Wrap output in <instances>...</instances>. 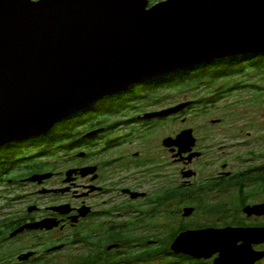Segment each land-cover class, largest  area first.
I'll use <instances>...</instances> for the list:
<instances>
[{
  "label": "water",
  "instance_id": "1",
  "mask_svg": "<svg viewBox=\"0 0 264 264\" xmlns=\"http://www.w3.org/2000/svg\"><path fill=\"white\" fill-rule=\"evenodd\" d=\"M261 54L264 0H0V148L47 134L143 81ZM175 142L183 154L197 140L186 130ZM244 211L262 217L264 204ZM259 244L264 229L229 228L182 234L172 251L196 259L220 254L215 264H256L264 258L253 250Z\"/></svg>",
  "mask_w": 264,
  "mask_h": 264
},
{
  "label": "flooded vegetation",
  "instance_id": "2",
  "mask_svg": "<svg viewBox=\"0 0 264 264\" xmlns=\"http://www.w3.org/2000/svg\"><path fill=\"white\" fill-rule=\"evenodd\" d=\"M156 103L120 108L124 115L107 123L83 121L76 149L47 158L55 160L51 169L0 179V264H215L220 254L196 259L174 253L172 245L187 232L264 229V216L244 211L263 205L264 197L249 195L235 208L223 200L231 190L241 199L242 186H251L247 172L233 173L221 161L217 172L201 177L207 154L196 133L192 152L177 146L183 131H195L180 130L179 121L197 109L144 119L180 105L159 110ZM162 128L167 135L149 151L121 154L160 141ZM113 153L118 156L109 158ZM193 153L200 155L191 159ZM44 175L51 177L29 181ZM253 250L264 253V244Z\"/></svg>",
  "mask_w": 264,
  "mask_h": 264
},
{
  "label": "trees",
  "instance_id": "3",
  "mask_svg": "<svg viewBox=\"0 0 264 264\" xmlns=\"http://www.w3.org/2000/svg\"><path fill=\"white\" fill-rule=\"evenodd\" d=\"M166 0H151V4H157ZM264 54L261 55H240L220 60L209 61L199 66L177 71L155 79L143 81L131 89L122 93L102 99L93 106L79 112L67 120L58 123L52 131L39 137H32L22 142L10 144L7 149L0 150V179L23 178L31 172L49 170L55 165L54 156L70 152L75 147V139L78 137V127L85 121L89 123H107L114 116L124 115L120 108L134 107L135 105L151 103V100L158 101L160 105L165 101L168 93H195L200 87L209 89V92L197 100L191 102L184 111L197 109V115L209 116L210 110L215 108L225 99L232 100L231 106L259 107L264 106ZM222 83L219 89L216 85ZM248 93L247 98L241 95ZM211 95V96H208ZM127 101V102H126ZM137 102V103H136ZM117 108V109H116ZM183 111V112H184ZM233 111L232 118L238 116ZM182 113V112H181ZM245 114L241 117L245 119ZM88 117L84 120V117ZM221 119L220 122H224ZM234 131V130H232ZM258 138H256L257 140ZM264 139V138H263ZM33 151V152H32ZM260 157L261 154H251ZM42 158H46L43 161ZM52 161V162H50ZM18 164V167L16 166ZM19 172V174L17 173ZM26 172V173H25ZM245 182L250 183V192L245 193V186L240 191L241 199L245 203L249 195L264 197V166L247 171ZM244 185V184H243ZM247 190V189H246ZM249 192V193H250ZM166 244V250L168 249ZM166 264H172L165 260Z\"/></svg>",
  "mask_w": 264,
  "mask_h": 264
},
{
  "label": "rangeland",
  "instance_id": "4",
  "mask_svg": "<svg viewBox=\"0 0 264 264\" xmlns=\"http://www.w3.org/2000/svg\"><path fill=\"white\" fill-rule=\"evenodd\" d=\"M262 83H264V81ZM222 86L223 84L220 83L216 85V88L219 89ZM208 92L209 89L203 86L197 89L195 93H168L164 96L166 97L165 101H162L157 109H165L173 105L194 101ZM240 97L247 98L248 93ZM232 100H234V98H231V100L225 99L218 104V106L212 108L209 116H199L195 111L190 115L187 114L184 116L186 118L184 122V117L179 121V123H181L180 130L185 127L195 130L194 132L201 141L200 147L206 150L207 155L204 159L206 165L204 167H198L201 171V177L209 176L217 172L220 167L219 162L221 161L227 162L229 170L233 173L247 172L264 166V106L253 108L237 106L233 108L231 106ZM152 109L156 108H150L147 109V111L149 112ZM234 110H236L237 114H240V118L238 116L232 118L233 115H230V113L233 114ZM243 114H245V119L241 117ZM221 119L225 121L220 122ZM167 133L168 128H162L158 136L160 141H154L150 144L138 143L132 146L130 145L123 148L121 154L149 151V148L161 143V139L167 135ZM256 138L258 139L256 140ZM261 152L262 155H259L260 157L251 155L254 153L261 154ZM116 154L117 153H113L109 158H115L118 156ZM208 162L215 163L211 166ZM246 189L245 193H249L250 187ZM223 200L228 202L232 208H235L240 202V197L235 190H231L227 197H223Z\"/></svg>",
  "mask_w": 264,
  "mask_h": 264
}]
</instances>
